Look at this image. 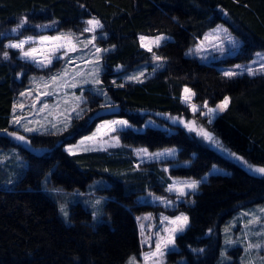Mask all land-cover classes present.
<instances>
[{
    "label": "trees",
    "instance_id": "16d2710c",
    "mask_svg": "<svg viewBox=\"0 0 264 264\" xmlns=\"http://www.w3.org/2000/svg\"><path fill=\"white\" fill-rule=\"evenodd\" d=\"M90 19L99 20L107 34L98 39L99 47L112 48L103 55L102 75L110 103L94 94L88 109L66 131L29 137L45 152L28 156L29 167L16 187L0 186V264H125L141 255L136 216L154 207L137 205V194L125 193L121 182L102 192L109 195L105 205L108 221L99 224L80 205L71 207L68 224L51 192L42 187L51 171L54 187L71 190L107 177L105 169L112 162L108 153L71 155L63 147L113 117L138 129L121 132L127 145L151 151L179 150L177 162L189 165L172 168V177L198 181L215 165L229 172L201 182L198 194L168 211L173 216L186 213L190 220L188 229L177 237L178 250L169 254V261L218 264L221 226L236 211L264 203V176L247 172L203 144L198 129L213 132L238 156L264 167V75L226 77L219 68L228 62L248 61L255 52L264 51V0H0V148L12 146L1 133L11 129L20 90L30 76L51 71L18 59L19 52L4 45L29 36L80 32ZM219 24L243 42L235 57L205 63L186 55ZM158 35L171 36L173 41L152 52L141 47L139 36ZM4 51L8 59L3 58ZM157 56L162 67L154 71ZM144 64L154 71L146 81L124 83L119 78L118 67L130 71ZM185 88L195 93L193 102L201 109L205 103L215 108L226 97L229 105L210 124L182 102ZM111 112L116 115H106ZM148 120L173 132L150 126L142 130ZM121 169L126 173L131 167ZM240 253L232 250L233 259L227 264H240Z\"/></svg>",
    "mask_w": 264,
    "mask_h": 264
},
{
    "label": "rangeland",
    "instance_id": "374dc122",
    "mask_svg": "<svg viewBox=\"0 0 264 264\" xmlns=\"http://www.w3.org/2000/svg\"><path fill=\"white\" fill-rule=\"evenodd\" d=\"M87 21L80 32L61 31L55 34H42L43 36H61L62 34L71 33L74 37L73 42L76 43L78 41L75 52H69L67 56H64V50H61V52L57 53V56L62 58L53 59L52 64L46 67L41 66L32 61L24 60L19 55L18 59L26 61L40 70L51 71L47 74L30 76L16 98L11 117V129L1 133L11 141L12 146L4 149L0 148V186L7 189L16 187L29 167L28 156L30 154H44V148L37 147L32 143L29 138L31 135L59 134L66 131L72 125L73 120L80 118L88 109L94 94L102 96L104 102L109 105L108 92L102 83V75L105 72L103 55L112 48L102 49L98 45V39L107 36L103 31V25L101 24L102 27L96 28L92 32H86L84 29L91 27L87 24ZM40 36L29 37H34L38 40ZM93 36L96 37L94 41L92 40ZM158 36L165 37L159 46L173 41L171 36ZM158 36H139L140 45L142 44L140 38L145 37L147 39L143 43L150 44L153 50L159 47L152 43ZM27 38L24 37L22 39ZM89 41L92 42L89 43ZM15 42H18V40L13 39L6 44ZM242 44V40L236 37L229 27L219 24L209 31L196 47L187 50L186 55L195 56L205 63L224 62L230 57H235L239 53ZM29 46L31 45H26L25 49ZM96 48H100L102 51L96 52ZM142 48L147 50L146 47ZM13 50L18 51L16 49ZM70 60L71 63H69ZM237 65L241 67L237 68ZM262 65H264V51H257L253 58L248 61L228 62L219 65V68L223 74L226 71L236 72L237 75L233 77L242 75L258 76L264 75ZM147 66V64L140 65L130 71H124V68L120 66L117 68V71L121 72L119 78L124 83L144 82L154 75L155 70L162 67V63L160 60L155 59L152 63L154 68L152 72L148 70ZM65 68H67L68 74L63 79L52 84L50 77L62 73ZM249 68L255 72L254 75L248 73L247 69ZM130 77H138V79H130ZM45 93L49 94L45 95ZM184 95L183 90L182 102L192 113H198L202 119H206L210 124L227 108L222 111L217 110L214 114H208V109L210 108L204 107L201 109L194 104V96H192L190 101H185L183 99ZM45 104L47 105L46 108L44 107ZM192 105H195L198 110L193 111ZM17 120L19 123L16 122ZM117 121H126L127 124L114 123ZM148 126L168 130L170 133L173 132L153 120H148L141 129L144 130ZM26 128L32 130L26 131ZM127 129L138 130L125 119L118 117L109 118L97 123L90 134L81 137L74 143L65 144L63 147L71 155L89 152L108 153L112 158V162L105 169L107 177L94 179L85 188L76 186L71 190L62 186L54 187L51 182V171L43 180L42 187L51 192L59 206L62 217L68 224L71 222L69 216L71 207L78 205L89 210L93 215L94 222L99 224L108 221L106 219L105 205L109 200V195L102 192L116 188V185L121 182L125 193L137 194V205H151L154 207L137 214L136 219L143 250L140 256H132L125 264H130V260L132 264H185V259L171 263L169 254L178 250L176 240L179 235L188 229L190 225L189 216L183 212L173 216L168 211L176 210L181 203H185L188 196L198 194V187L201 182L208 181L214 175H228L229 172L215 165L201 180H198L199 184L196 189L187 188L184 182L197 180L172 177L170 173V170L174 167L189 165L188 163L181 164L177 162L179 153L177 148L151 151L146 147L127 145L121 137V132ZM207 132L211 133L214 140L219 141L222 147L201 135L203 144L213 148L220 155L236 163L247 172L264 176V174L254 170L261 168L260 166L238 156L224 143H221L217 135L210 131ZM21 136L24 137V140L18 139ZM82 141L83 143H81ZM142 149H146L147 154L142 152ZM168 150H172L173 154H167ZM156 153H164V155L155 156L154 154ZM128 165L131 167L129 172L122 173L121 167ZM169 187L183 189L186 194L181 195L177 190L168 191ZM179 216H186L188 220L186 225L183 226V231H178L174 234V244H170L166 248L162 245V255L158 253L157 256L145 260V254L155 251V245L160 241V238L168 236L164 229L175 227L170 222ZM165 217L167 219H164ZM141 225H143V229ZM221 237L222 246L218 264L231 262L233 258L230 256V252L235 249H239L241 252L238 257L240 264H264V203L244 207L236 211L221 226ZM256 245L260 246L257 247Z\"/></svg>",
    "mask_w": 264,
    "mask_h": 264
},
{
    "label": "snow or ice",
    "instance_id": "6c2138e0",
    "mask_svg": "<svg viewBox=\"0 0 264 264\" xmlns=\"http://www.w3.org/2000/svg\"><path fill=\"white\" fill-rule=\"evenodd\" d=\"M87 24L90 25L91 27L85 28L84 31H86V32H92L96 28L102 27L100 21L95 20V19L88 20ZM95 39H96V37L93 36L92 40L94 41ZM140 39L142 41L141 46L146 47L149 52H152V47L150 46V44L143 43V41H145L147 38L141 37ZM164 39H165V37L158 36L152 41V43L155 44L156 46H159L160 42ZM73 40H74V37L72 36L71 33L62 34L61 36H43V35H41L38 40L34 37H28L27 39H19L18 42H15V43L6 44V45H4V47L16 49L19 51L20 58L27 60V61H32L34 63L41 65V66L46 67V66L52 64L53 59H61L62 58V57L57 56V53L61 52V50H64V56H67L69 52H75L77 50L76 43H78V41L76 43H74ZM91 42L92 41H89V43H91ZM233 43H235V42L233 41ZM26 45H31V46H29L27 49H25ZM101 51H102V49L96 48V52H101ZM2 56L4 59H8L9 53L7 51H4L2 53ZM156 59L160 60L161 57L157 56ZM69 63H71V60L69 61ZM236 67L239 68L241 66L237 65ZM262 68H264V65H262ZM247 71L249 74H252V75L255 74V72L251 68L247 69ZM67 74H68L67 68H65L62 73L52 75L50 77V81L52 84H55L58 80L63 79V77ZM224 75L226 77H233V76L237 75V73L234 71H226V72H224ZM130 79H138V77H130ZM45 86L47 87V85H45ZM184 93H185V95H184L183 99L185 101H190L192 96L195 95V93H193L191 91V89H189V88H185ZM48 94L49 93H45V95H48ZM227 104H228V98L226 97L225 100L220 105L216 106V108L208 109V114H214L217 112V110H221V111L224 110L227 107ZM44 107L46 108L47 105L45 104ZM203 107L207 108V104L205 103L203 105ZM192 108H193V111L198 110L195 105H192ZM16 122L19 123L18 120ZM114 123H119L121 125L127 124L126 121H117ZM191 123L193 125L195 124L194 121ZM188 126H189L191 131H197V129L195 127H192L191 125H188ZM25 130L31 131L32 129L26 128ZM198 132L200 135H202L203 137H205L209 141H214L219 147H222V145L219 144V141H215L214 137L211 135V133L207 132L204 128H199ZM18 139L24 140V137L21 136V137H18ZM81 143H83V141ZM141 151L144 152L145 154H147L146 149H142ZM167 154L171 155V154H173V151L168 150ZM154 155L155 156H161V155H164V153H156ZM250 168H251V166H250ZM254 170L258 173L264 174V167L256 168ZM184 183H185V186L187 188H190V189H196L198 187V184H199L198 181H190V182H184ZM167 190L168 191L177 190L180 192L181 195L186 194V193H184L183 189H174V187H169ZM164 219H167V218L165 217ZM187 220H188V218L186 216H179V217H176L174 220H172L170 223L172 225H174L175 227L164 229V231H166L168 233V236L166 238L161 237L160 241L157 242L155 245V251L150 252V253H146L144 256V259L147 260L150 257H155V256H157L158 253L162 255L163 254L162 253V245H163V247L166 248V247H168V245L174 244V239H175L174 234L178 231H183V226L186 225ZM141 228L143 229V225H141ZM256 246L259 247L260 245H256ZM130 264H132L131 260H130Z\"/></svg>",
    "mask_w": 264,
    "mask_h": 264
},
{
    "label": "water",
    "instance_id": "95a60500",
    "mask_svg": "<svg viewBox=\"0 0 264 264\" xmlns=\"http://www.w3.org/2000/svg\"><path fill=\"white\" fill-rule=\"evenodd\" d=\"M107 116H109V117H113V116H115L116 114H115V112H111V113H108V114H106Z\"/></svg>",
    "mask_w": 264,
    "mask_h": 264
},
{
    "label": "crops",
    "instance_id": "0c3cea01",
    "mask_svg": "<svg viewBox=\"0 0 264 264\" xmlns=\"http://www.w3.org/2000/svg\"><path fill=\"white\" fill-rule=\"evenodd\" d=\"M12 117V116H11Z\"/></svg>",
    "mask_w": 264,
    "mask_h": 264
}]
</instances>
